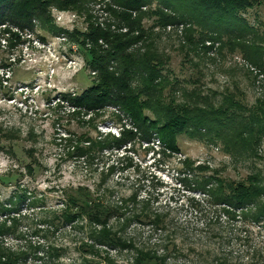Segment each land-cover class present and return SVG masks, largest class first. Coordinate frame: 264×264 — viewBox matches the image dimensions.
<instances>
[{"label":"rangeland","instance_id":"rangeland-1","mask_svg":"<svg viewBox=\"0 0 264 264\" xmlns=\"http://www.w3.org/2000/svg\"><path fill=\"white\" fill-rule=\"evenodd\" d=\"M258 1L242 16L264 42V0ZM115 5L88 0L80 12L51 6L53 28L36 19L22 27L0 23V261L10 256L14 264H131L142 250L165 254L166 264H264V227L228 217L223 211L227 206L198 185L213 172L233 181L264 174V137L251 144L255 155L227 152L212 130L199 139L177 136V151L137 135L87 155L76 150L75 139L83 133L103 138L108 133L121 137L122 129L136 131L117 107L101 109L87 123L91 113L70 115L71 106L59 101L61 94H78L89 86L95 72L69 35L85 31L89 23L125 32L111 11L118 10ZM142 22L146 28L152 24L148 18ZM153 30L152 46L168 57L163 73L175 84L177 99L182 91L195 93L202 98L198 105L216 107L224 97L251 111L264 101V73L250 68L240 49L208 46L207 41L203 44L209 48L191 46L182 26ZM234 36L225 33L223 41ZM98 43L106 46L101 39ZM89 45L86 41L85 47ZM146 47L138 42L134 49ZM79 187L88 189L94 201L114 208L107 225L132 248L97 242L92 249L85 219L63 224L66 193ZM17 195L23 199L16 201Z\"/></svg>","mask_w":264,"mask_h":264},{"label":"trees","instance_id":"trees-1","mask_svg":"<svg viewBox=\"0 0 264 264\" xmlns=\"http://www.w3.org/2000/svg\"><path fill=\"white\" fill-rule=\"evenodd\" d=\"M87 1L0 0V23L10 22L22 27L31 25V21L36 19L53 28L48 12L51 6L80 12L86 9ZM111 1L118 8L111 11L120 26L125 27V32L113 33L89 23L85 31L77 29L69 35L83 48L86 64L95 72L89 86L78 94H61L59 101L71 106L70 115L79 114L82 110L85 114L91 113L87 123L92 121L93 116L101 115V109L107 106L117 107L133 122L136 131L122 129L121 137L108 133L103 138H92L83 133L75 139L76 150H79L81 155H87L94 149L106 145H120L126 137L133 138L137 135V138L147 142L157 139L168 151H177V136L184 134L199 139L212 130L214 136L222 138L227 152H253L255 155L256 149H252L251 144L264 137V101H259L256 111H251L224 97L216 107L198 105L197 100L202 98L195 93L188 95L182 91L181 100L177 99L175 84L169 81L167 73H163L168 57L162 56L152 46L151 35L154 34L153 28L182 26L185 35H190L189 38L185 36V39L191 46L201 44L203 48H209L210 45L218 44L230 50L240 49L246 64L264 73V42L260 37V41L258 40L256 28L242 16L244 11L259 4V1ZM154 2L156 4L152 7ZM142 7L146 9L143 10ZM144 18L151 19L150 27L144 26ZM228 32L235 33V36L223 41V34ZM195 33L198 35L196 39L193 37ZM243 33H250L252 36L246 39ZM99 39L106 44L105 47L98 43ZM86 41L90 42L89 47H85ZM205 41L209 43L208 46L203 44ZM138 42L147 44L141 52L134 49ZM185 95L189 96L188 100ZM240 109L242 111H238ZM81 122L83 123L82 120ZM202 130L205 133H202ZM85 142L88 143L86 146L79 145ZM26 167L29 172L33 171L31 165ZM197 168L199 171L202 169L199 166ZM198 185L202 192L211 196L215 202L227 206L223 211L228 217L239 216L264 227L263 173H250L243 179L233 181L220 178L213 172L204 175ZM22 199L23 195L16 196V201ZM14 205L15 203L10 209ZM0 207L4 209L2 205ZM113 214H116L114 208L101 203L98 198L96 201L91 199L90 191L83 187L77 188L74 193H66V207L60 213L63 224L85 219L89 229L88 237L92 240L89 246L92 249L97 242L113 248H132L130 242H126L108 227L107 223ZM55 218L57 220V217ZM77 222L73 225L77 224L81 228L82 225ZM97 225L100 227L97 228ZM1 229L3 227H0V231ZM136 254L131 264H166L165 254L156 255L142 250ZM0 264H14V260L8 256L4 261H0ZM82 264L96 263L84 260Z\"/></svg>","mask_w":264,"mask_h":264},{"label":"built area","instance_id":"built-area-1","mask_svg":"<svg viewBox=\"0 0 264 264\" xmlns=\"http://www.w3.org/2000/svg\"><path fill=\"white\" fill-rule=\"evenodd\" d=\"M157 142V141H156ZM158 144V143H157Z\"/></svg>","mask_w":264,"mask_h":264}]
</instances>
